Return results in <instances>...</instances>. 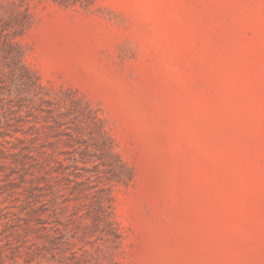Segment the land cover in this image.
<instances>
[{
    "label": "rangeland",
    "instance_id": "1",
    "mask_svg": "<svg viewBox=\"0 0 264 264\" xmlns=\"http://www.w3.org/2000/svg\"><path fill=\"white\" fill-rule=\"evenodd\" d=\"M0 264H264V0H0Z\"/></svg>",
    "mask_w": 264,
    "mask_h": 264
},
{
    "label": "trees",
    "instance_id": "2",
    "mask_svg": "<svg viewBox=\"0 0 264 264\" xmlns=\"http://www.w3.org/2000/svg\"><path fill=\"white\" fill-rule=\"evenodd\" d=\"M59 3H63V4H69V3H75V2H88L90 0H55Z\"/></svg>",
    "mask_w": 264,
    "mask_h": 264
}]
</instances>
